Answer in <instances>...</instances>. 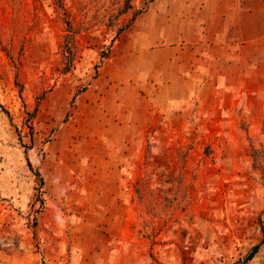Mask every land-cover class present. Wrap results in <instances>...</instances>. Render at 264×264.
<instances>
[{"label": "rangeland", "instance_id": "374dc122", "mask_svg": "<svg viewBox=\"0 0 264 264\" xmlns=\"http://www.w3.org/2000/svg\"><path fill=\"white\" fill-rule=\"evenodd\" d=\"M151 1L0 0V264H237L264 236V41L162 112L117 74Z\"/></svg>", "mask_w": 264, "mask_h": 264}, {"label": "crops", "instance_id": "0c3cea01", "mask_svg": "<svg viewBox=\"0 0 264 264\" xmlns=\"http://www.w3.org/2000/svg\"><path fill=\"white\" fill-rule=\"evenodd\" d=\"M263 41L264 0H152L118 42L117 74L150 86V104L168 112L190 89L224 87L237 51ZM237 264H264V236Z\"/></svg>", "mask_w": 264, "mask_h": 264}]
</instances>
